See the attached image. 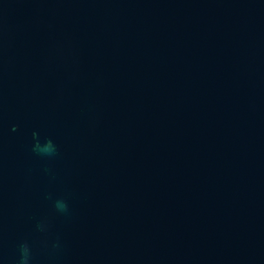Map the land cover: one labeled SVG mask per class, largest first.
Wrapping results in <instances>:
<instances>
[{"label": "water", "instance_id": "obj_1", "mask_svg": "<svg viewBox=\"0 0 264 264\" xmlns=\"http://www.w3.org/2000/svg\"><path fill=\"white\" fill-rule=\"evenodd\" d=\"M0 264H264V0H0Z\"/></svg>", "mask_w": 264, "mask_h": 264}]
</instances>
